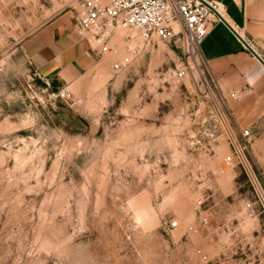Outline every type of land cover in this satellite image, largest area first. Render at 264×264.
Here are the masks:
<instances>
[{"label":"rangeland","instance_id":"rangeland-1","mask_svg":"<svg viewBox=\"0 0 264 264\" xmlns=\"http://www.w3.org/2000/svg\"><path fill=\"white\" fill-rule=\"evenodd\" d=\"M80 2L0 0V264H264V212L214 133L227 99L176 79L179 49L119 30L118 73L32 68L25 40Z\"/></svg>","mask_w":264,"mask_h":264},{"label":"built area","instance_id":"built-area-1","mask_svg":"<svg viewBox=\"0 0 264 264\" xmlns=\"http://www.w3.org/2000/svg\"><path fill=\"white\" fill-rule=\"evenodd\" d=\"M76 18L96 56L115 58L111 66L113 73H118L132 61L129 55L120 54L117 44L118 31L123 30L138 36L147 45L154 41L174 45L182 56L180 68L175 72L176 79H188L194 87L204 89L210 82L218 89L209 73L202 45L209 29L225 20L220 6L206 0H81ZM127 39L122 38L123 41ZM241 96L239 92L228 95L234 101ZM214 107V133L220 135L228 148L223 164L226 169L239 170L246 178L255 199L248 202L246 208L252 212L258 207L264 212V187L253 165L251 132L237 124L227 108V100L224 105ZM202 222L206 224L207 219L203 218ZM178 228L177 221H162V229L166 232Z\"/></svg>","mask_w":264,"mask_h":264},{"label":"crops","instance_id":"crops-1","mask_svg":"<svg viewBox=\"0 0 264 264\" xmlns=\"http://www.w3.org/2000/svg\"><path fill=\"white\" fill-rule=\"evenodd\" d=\"M206 1L223 9L228 25L220 22L209 29L202 52L210 75L227 97V108L237 124L251 132L252 160L264 177V0ZM23 51L41 78L67 84L84 77L98 60L74 13L40 28L25 40ZM231 92L242 96L234 101L228 97Z\"/></svg>","mask_w":264,"mask_h":264},{"label":"water","instance_id":"water-1","mask_svg":"<svg viewBox=\"0 0 264 264\" xmlns=\"http://www.w3.org/2000/svg\"><path fill=\"white\" fill-rule=\"evenodd\" d=\"M205 5H207V6H209L208 5V3H206L205 1H202ZM223 22L225 23V24H227L226 23V21L223 19ZM228 25V24H227ZM229 28H230V26H228ZM232 29V28H231ZM234 31V30H233ZM236 33V32H235ZM236 35L237 36H239L237 33H236ZM239 38H241L240 36H239ZM241 40H242V38H241ZM244 43H245V45L247 46V48L249 49V51L252 53V54H254V55H256L258 58H259V56L255 53V51L254 50H252L251 49V47L248 45V44H246V42L244 41V40H242Z\"/></svg>","mask_w":264,"mask_h":264}]
</instances>
